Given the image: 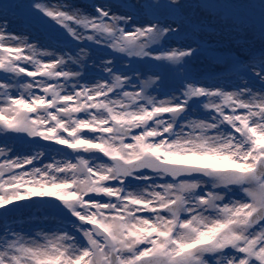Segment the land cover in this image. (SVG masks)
<instances>
[{
  "label": "snow or ice",
  "instance_id": "6c2138e0",
  "mask_svg": "<svg viewBox=\"0 0 264 264\" xmlns=\"http://www.w3.org/2000/svg\"><path fill=\"white\" fill-rule=\"evenodd\" d=\"M0 264H264V0H0Z\"/></svg>",
  "mask_w": 264,
  "mask_h": 264
}]
</instances>
